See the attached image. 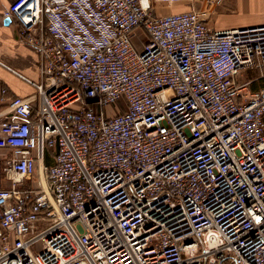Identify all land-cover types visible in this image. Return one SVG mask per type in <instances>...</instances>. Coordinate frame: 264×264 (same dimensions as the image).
I'll return each instance as SVG.
<instances>
[{
  "label": "built area",
  "instance_id": "1",
  "mask_svg": "<svg viewBox=\"0 0 264 264\" xmlns=\"http://www.w3.org/2000/svg\"><path fill=\"white\" fill-rule=\"evenodd\" d=\"M180 1L4 11L40 78L0 113V264H264V86L239 84L264 24L157 13Z\"/></svg>",
  "mask_w": 264,
  "mask_h": 264
},
{
  "label": "crops",
  "instance_id": "2",
  "mask_svg": "<svg viewBox=\"0 0 264 264\" xmlns=\"http://www.w3.org/2000/svg\"><path fill=\"white\" fill-rule=\"evenodd\" d=\"M17 0H0V113L9 112L11 101L16 97L33 98L35 89L15 73L33 81L40 78L39 55L20 36V26L15 22L5 23L3 13ZM157 3L156 8L167 13H183L208 10L206 23L216 30L232 29L264 24V0H181L168 8ZM166 14V13H165ZM15 72V73H14ZM248 83L247 88L256 92L264 86V81L257 70L245 71L239 78V84ZM0 166L9 154L0 150ZM51 154L47 155L45 164H52ZM11 186L3 174H0V188Z\"/></svg>",
  "mask_w": 264,
  "mask_h": 264
},
{
  "label": "rangeland",
  "instance_id": "3",
  "mask_svg": "<svg viewBox=\"0 0 264 264\" xmlns=\"http://www.w3.org/2000/svg\"><path fill=\"white\" fill-rule=\"evenodd\" d=\"M177 4V3H176ZM161 6L162 7H166V8H168L169 6H172V5H168V4H161ZM206 10V9H205ZM204 11V10H203ZM157 13L158 14H160V15H165V13L166 14H168L167 13V11H166V9L163 11V10H160V9H157ZM145 38V37H144ZM135 43H136V45H138L139 47L141 46V43H140V41L138 40V39H136L135 40ZM3 158V156H1L0 155V159H2ZM4 175V174H3ZM25 184V187H27V188H32V186H33V183L31 182V181H27L26 180V182L24 183ZM35 187H40V185L39 184H36L35 185Z\"/></svg>",
  "mask_w": 264,
  "mask_h": 264
},
{
  "label": "water",
  "instance_id": "4",
  "mask_svg": "<svg viewBox=\"0 0 264 264\" xmlns=\"http://www.w3.org/2000/svg\"><path fill=\"white\" fill-rule=\"evenodd\" d=\"M12 21L10 19H5V23L9 25Z\"/></svg>",
  "mask_w": 264,
  "mask_h": 264
},
{
  "label": "trees",
  "instance_id": "5",
  "mask_svg": "<svg viewBox=\"0 0 264 264\" xmlns=\"http://www.w3.org/2000/svg\"><path fill=\"white\" fill-rule=\"evenodd\" d=\"M264 120V119H263ZM52 154V152L48 151L47 155Z\"/></svg>",
  "mask_w": 264,
  "mask_h": 264
}]
</instances>
